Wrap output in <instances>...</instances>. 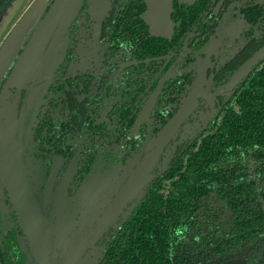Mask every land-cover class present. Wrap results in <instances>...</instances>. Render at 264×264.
Returning <instances> with one entry per match:
<instances>
[{"label": "flooded vegetation", "instance_id": "af4514ba", "mask_svg": "<svg viewBox=\"0 0 264 264\" xmlns=\"http://www.w3.org/2000/svg\"><path fill=\"white\" fill-rule=\"evenodd\" d=\"M55 1L45 3L41 20ZM14 2L0 9L3 37L32 1L16 21L4 27ZM160 15L170 18L172 30L168 25L160 26ZM62 24L66 27L57 45L53 47L52 43L61 22L40 58V65L52 67L48 75L36 83L26 82L20 90L7 86L31 34L0 80V103L5 98L18 107L21 127L17 137L26 177L42 224L51 231L45 239L48 264L63 258L86 213L89 215L92 207L112 192L125 176V167L140 154L144 156L148 142L181 111L199 86L152 169L155 177L145 195L134 208L130 207L137 197L115 211L106 228L73 257V264H127L120 251L128 240L124 235L139 204L195 142L212 133L230 108L239 111L241 89L263 68L264 57L232 82L264 47V0H82L78 10ZM59 47L64 48L62 57L57 56ZM249 156L250 166L264 176V156ZM54 170L58 176L61 170L62 178L47 190ZM86 175H99L108 182V189L89 206L74 196ZM122 185L111 195V202ZM63 192L65 204L59 214L56 203ZM108 207L109 202L102 206L99 217ZM0 217V264H43L38 256L41 263L37 260L29 235L1 184ZM97 222L95 216L93 224ZM63 225L72 226L61 241ZM12 237L18 243H13L14 253L6 254L2 241L10 245ZM263 254L264 250L257 256L258 262L264 261ZM236 259L238 264L246 260L242 256Z\"/></svg>", "mask_w": 264, "mask_h": 264}, {"label": "trees", "instance_id": "16d2710c", "mask_svg": "<svg viewBox=\"0 0 264 264\" xmlns=\"http://www.w3.org/2000/svg\"><path fill=\"white\" fill-rule=\"evenodd\" d=\"M12 1L0 0V9ZM238 103L239 111L230 108L139 204L120 251L127 264H227L240 256L243 264H264L257 261L264 250V176L248 161L250 154L264 156V66L246 81ZM13 243L2 241L6 254L14 253Z\"/></svg>", "mask_w": 264, "mask_h": 264}, {"label": "water", "instance_id": "95a60500", "mask_svg": "<svg viewBox=\"0 0 264 264\" xmlns=\"http://www.w3.org/2000/svg\"><path fill=\"white\" fill-rule=\"evenodd\" d=\"M70 1L56 0L46 18L37 23L29 43L8 79L7 86H17L20 90L25 86L26 82L33 81V83H36V80L43 76L41 74L43 65H40V58L43 55L46 42L55 33L57 25L62 22ZM263 57L264 47L247 61L232 82H237L240 77L247 73L251 66ZM8 68H4L1 71L0 80ZM197 88L199 86H195L189 100L181 111L165 125L152 142H148L144 149V156L140 154L137 160L132 161L128 167H125V176L119 183L115 184L116 186L112 188V192L106 193L99 204L92 207L89 215L86 213V217L82 220L80 228L76 231L73 238L69 240L67 245L69 249L63 253V258L60 260L54 259L50 264H73L75 262L73 257L82 251L86 242L97 237L106 228L107 224L114 219L116 215L115 211L117 212L122 206H125L133 197H137V200L130 208H134L138 204L147 192L146 188H148L149 182L155 177L152 169L156 161L159 160L164 146L174 136L175 131L184 119L185 112L190 108L193 99H195ZM0 104V184L8 191V196L18 212L20 224L29 235L31 244L34 246L36 258L38 256L41 258L43 264H48V249H46L45 239L49 237L50 229L47 231L42 224L43 219L38 210V203L31 192L26 177L21 146L19 144L20 140L17 137V131L21 127L17 119L18 107L15 103H11L5 98ZM121 182H123V185L119 193H117V197L111 202L110 197L114 191H117L118 185ZM65 192H63L56 203V212L59 210V214L65 204ZM108 202V209L103 211L102 217H99L102 206ZM95 216L98 218L96 225L93 224ZM37 260L39 259L37 258ZM238 263L239 259H236L228 264Z\"/></svg>", "mask_w": 264, "mask_h": 264}, {"label": "rangeland", "instance_id": "374dc122", "mask_svg": "<svg viewBox=\"0 0 264 264\" xmlns=\"http://www.w3.org/2000/svg\"><path fill=\"white\" fill-rule=\"evenodd\" d=\"M81 2L82 0H72L71 1L67 9V13L61 22V25L59 26L58 30L56 31L54 35V39L52 43L53 47L57 45L58 37L60 38L59 35L61 31L64 30L66 27V25L64 26L62 23L68 22V18L71 16V14H73L76 10H78V8L81 5ZM46 6L47 5H45V3L41 5V0H38L35 6L30 8L29 12L16 23L15 27H13L4 37L0 35V73L4 68H8L13 63L20 49L23 47L25 42L29 39V37L35 30L37 23L41 20V17L45 11ZM13 9L16 10V7H14ZM16 11H13L10 13V19L16 16L15 15ZM157 20H159V24L161 27H165V26L167 27L168 25L171 27V30H172L173 28L172 21L170 20L169 17L160 15L159 19ZM60 50L61 52L57 54L58 57H62L64 53V48H60ZM45 60L47 62V59ZM51 68L52 67L47 64L46 66L43 65L42 66L43 71L41 69V74H43V76L48 75L51 72ZM62 174L63 173L61 170H60L59 176L55 170L53 171V174L51 175L50 180H48L49 183L47 184V190H51L53 188L56 181L57 180L59 181V178H62ZM65 182L66 180L64 181V183ZM107 183L108 182L102 176L86 175V177L81 182V185L77 188L74 196H77L83 204H86L89 206L96 196L98 195L100 196V193H102L101 195H103L104 192L108 189ZM62 184H63V181H60L59 182L60 189H61ZM164 186H166L167 188L168 183L166 182ZM71 226L72 225H69V227H67L66 225H63L61 227V233H60L61 241H63L68 236V229Z\"/></svg>", "mask_w": 264, "mask_h": 264}, {"label": "crops", "instance_id": "0c3cea01", "mask_svg": "<svg viewBox=\"0 0 264 264\" xmlns=\"http://www.w3.org/2000/svg\"><path fill=\"white\" fill-rule=\"evenodd\" d=\"M32 1V2H31ZM38 0H15V2H14V4L12 5V7H11V9L8 11V13H7V16H6V18H5V23H3L4 24V27L6 26V25H8L10 22H14V21H16L17 20V18L20 16V14H21V12H22V10L25 8V6L26 5H28L30 2V6L27 8V10H29L34 4H36V2H37ZM49 0H41V5L43 4V3H46V2H48ZM14 7H16V10L15 9H13ZM27 10H25V12L21 15V17L27 12ZM13 11H16L15 13V17H13L12 19H10V13L11 12H13ZM8 17H9V19H8ZM21 17H19V20L21 19ZM18 20V21H19Z\"/></svg>", "mask_w": 264, "mask_h": 264}]
</instances>
